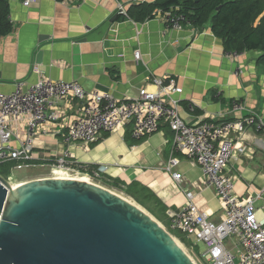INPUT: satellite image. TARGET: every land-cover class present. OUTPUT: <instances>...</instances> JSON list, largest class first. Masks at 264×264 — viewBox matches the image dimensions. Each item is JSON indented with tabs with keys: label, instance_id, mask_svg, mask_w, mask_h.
<instances>
[{
	"label": "crops",
	"instance_id": "crops-1",
	"mask_svg": "<svg viewBox=\"0 0 264 264\" xmlns=\"http://www.w3.org/2000/svg\"><path fill=\"white\" fill-rule=\"evenodd\" d=\"M24 1L11 0L14 30L0 43L2 91L11 92L18 80L37 81L40 73L36 67L52 79L75 80L86 91H110L126 99L139 97L142 87L153 89L151 77L171 75L183 87L180 114L190 125L213 116L218 122L248 114L264 119L261 52L229 56L210 25L199 28L191 20L182 29L167 28L159 10L143 22L129 16L133 3L156 0H31L29 5ZM120 3L124 13L119 10ZM136 51L141 53L139 61ZM234 99L243 103L242 112H232ZM78 102H62L60 120L40 133L34 148L40 157L37 162L52 168L54 159L69 150L76 162L97 165L108 181H138L149 187L167 205V211L185 205V191L191 190L210 219L221 220L223 208L214 188L202 184L198 164L173 151L174 132L166 124L136 139L129 123L113 133H102L89 149L65 143L59 130L63 131L77 112ZM243 143L246 153L234 157L226 172L236 180L238 195H253L255 205L264 211V199L256 197L264 186V135L254 126L248 127ZM171 155L180 159L176 170L181 183L165 171ZM229 246L235 252L240 248L235 238Z\"/></svg>",
	"mask_w": 264,
	"mask_h": 264
},
{
	"label": "built area",
	"instance_id": "built-area-1",
	"mask_svg": "<svg viewBox=\"0 0 264 264\" xmlns=\"http://www.w3.org/2000/svg\"><path fill=\"white\" fill-rule=\"evenodd\" d=\"M30 2L25 0L24 4ZM119 10L124 13L121 3ZM159 14L167 28L182 29L191 24V20L175 8L159 11ZM228 53L229 56L239 54ZM134 55L137 61L141 59L139 51ZM35 71L40 73L37 81L18 80L11 92L0 90V164L15 162L13 169L45 167L44 163L37 162L40 157L34 152L36 140L40 133L46 132L48 125H56L60 120L58 109L62 102L79 101L77 112L71 115L65 129L59 130L64 142L81 144L86 149L102 133H113L129 123L136 139L147 137L166 124L174 132L173 151L186 155L200 166L202 184L214 188L223 208L221 220H211L195 202L194 193L187 189L185 205L167 211L170 228L205 244L206 249L199 256L203 264H264V211L255 205L253 195H238L236 180L226 172L234 157L246 153L243 137L248 127L254 126L264 135V119L248 114L218 122L213 116L198 125H190L180 114L183 87L171 75L151 77L153 89L142 87L139 97L126 99L110 91H86L75 80L52 79L38 67ZM243 106L239 99L232 100V112H242ZM190 108H194L193 105ZM179 163L180 159L171 155L164 168L174 181L181 183L182 176L176 170ZM52 166L54 170L81 175L79 169L83 165L66 150L54 159ZM100 173L103 172L99 169L94 177L89 174L84 177L96 179ZM256 197L264 199V186L258 189ZM233 238L240 247L238 252L229 246Z\"/></svg>",
	"mask_w": 264,
	"mask_h": 264
},
{
	"label": "water",
	"instance_id": "water-1",
	"mask_svg": "<svg viewBox=\"0 0 264 264\" xmlns=\"http://www.w3.org/2000/svg\"><path fill=\"white\" fill-rule=\"evenodd\" d=\"M0 264L195 263L149 212L116 192L69 173L19 168L0 174Z\"/></svg>",
	"mask_w": 264,
	"mask_h": 264
},
{
	"label": "trees",
	"instance_id": "trees-1",
	"mask_svg": "<svg viewBox=\"0 0 264 264\" xmlns=\"http://www.w3.org/2000/svg\"><path fill=\"white\" fill-rule=\"evenodd\" d=\"M172 8L192 20L194 26L202 28L210 25L214 34L222 40L226 51H260L259 60L264 63V0H156L152 3H133L128 12L133 20L143 22L154 17L156 10L164 12ZM13 30L11 0H0V43L2 38ZM14 165L15 162L0 164V174L7 177ZM82 165L80 172L92 177L94 172L99 170L97 165ZM98 179L120 189L150 209L154 215L170 222L167 205L144 184L138 181L127 184L120 179L108 181L102 173ZM173 233L191 245L185 233L180 230H174ZM195 246L198 249V246Z\"/></svg>",
	"mask_w": 264,
	"mask_h": 264
},
{
	"label": "rangeland",
	"instance_id": "rangeland-1",
	"mask_svg": "<svg viewBox=\"0 0 264 264\" xmlns=\"http://www.w3.org/2000/svg\"><path fill=\"white\" fill-rule=\"evenodd\" d=\"M35 168H42V169H48V170H54L53 168L51 167H35ZM11 170H15V169H11ZM10 170V171H11ZM54 171H57V170H54ZM70 173V172H69ZM70 174H73V173H70ZM73 175H76V176H79V177H84V174L81 172V175H77L76 173L73 174ZM91 182L93 183H96V184H99L103 187H106L108 189H111L112 191L118 193V194H121L123 196H126L127 198H129L130 200L132 201H135L137 204H139L140 206H142L147 212H149L170 234H172L174 236V238L181 244V246L186 250V252H188V254L190 255V257L197 263V264H203L201 258L199 256L202 255V253L205 251L206 249V246L205 244L200 241V242H197L195 239H192L191 237H187V239L189 240L190 238V241H191V245L190 244H187L186 242H184L182 239H180L177 235H175L173 233L174 230H172L170 228V222H165L162 218L158 217L157 215H154L150 209L146 208L145 206L141 205L140 203H138L134 198H132L131 196H128L125 192L121 191L120 189H117L115 187H112L106 183H104V181L102 179H93V178H90L89 179ZM88 180V181H89ZM179 209V208H178ZM175 210V209H173ZM177 210V209H176ZM195 244L198 246V249L197 247L195 246Z\"/></svg>",
	"mask_w": 264,
	"mask_h": 264
},
{
	"label": "bare ground",
	"instance_id": "bare-ground-1",
	"mask_svg": "<svg viewBox=\"0 0 264 264\" xmlns=\"http://www.w3.org/2000/svg\"><path fill=\"white\" fill-rule=\"evenodd\" d=\"M57 171H59V172H64V173H68V172H66V171H64V170H62V169H57ZM70 174V173H69ZM81 178H83V179H85V180H87L88 181V179L86 178V177H81ZM90 181V180H89ZM99 185V184H98ZM101 186V185H100ZM111 190V189H110ZM118 194V193H117ZM120 196H122V197H124L125 199H127V200H129V201H131L132 203H135L136 205H138L140 208H142L143 210H145L142 206H140L139 204H137L135 201H132V200H130L129 198H127L126 196H123V195H121V194H119ZM175 239V238H174ZM175 241L178 243V245L181 247V249L190 257V255L188 254V252H186V250L181 246V244L175 239ZM191 258V257H190ZM192 259V258H191ZM193 260V259H192ZM194 261V260H193ZM194 263L195 264H197L195 261H194Z\"/></svg>",
	"mask_w": 264,
	"mask_h": 264
}]
</instances>
